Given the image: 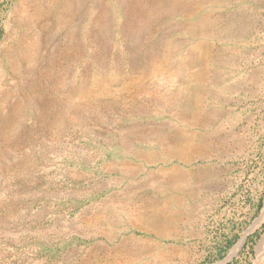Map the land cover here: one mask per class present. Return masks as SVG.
Listing matches in <instances>:
<instances>
[{
    "label": "rangeland",
    "instance_id": "1",
    "mask_svg": "<svg viewBox=\"0 0 264 264\" xmlns=\"http://www.w3.org/2000/svg\"><path fill=\"white\" fill-rule=\"evenodd\" d=\"M0 33V264H264V0H0Z\"/></svg>",
    "mask_w": 264,
    "mask_h": 264
},
{
    "label": "bare ground",
    "instance_id": "2",
    "mask_svg": "<svg viewBox=\"0 0 264 264\" xmlns=\"http://www.w3.org/2000/svg\"><path fill=\"white\" fill-rule=\"evenodd\" d=\"M44 5V4H43ZM29 18L27 20L24 21V26L27 27L23 33L21 34V36L19 37V43L21 44L20 48L22 47L25 51L29 50L30 48V45H31V42L30 40L32 39L33 37V40H34V36H33V33H30L32 28L30 27H33L34 26V23L36 22L37 18H35V16H31V15H27L26 17ZM35 18V19H34ZM23 21V20H22ZM17 22V21H16ZM21 22V21H20ZM19 22V24L17 23L18 27H20L21 23ZM21 29V28H20ZM22 32V31H21ZM1 34V33H0ZM23 50V51H24ZM14 53V52H13ZM12 64V62H11ZM10 64V65H11ZM9 65V66H10ZM13 67V66H12ZM11 67V68H12ZM36 68V67H35ZM17 70V69H16ZM12 71H13V68H12ZM14 73V72H13ZM126 191V190H125ZM264 219V217H263ZM262 219V220H263ZM220 264H225L224 262L220 263Z\"/></svg>",
    "mask_w": 264,
    "mask_h": 264
},
{
    "label": "water",
    "instance_id": "3",
    "mask_svg": "<svg viewBox=\"0 0 264 264\" xmlns=\"http://www.w3.org/2000/svg\"><path fill=\"white\" fill-rule=\"evenodd\" d=\"M225 264H227V262H228V259L227 260H225V261H223Z\"/></svg>",
    "mask_w": 264,
    "mask_h": 264
}]
</instances>
